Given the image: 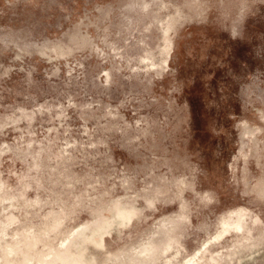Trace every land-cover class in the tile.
Returning <instances> with one entry per match:
<instances>
[{
	"label": "rangeland",
	"instance_id": "obj_1",
	"mask_svg": "<svg viewBox=\"0 0 264 264\" xmlns=\"http://www.w3.org/2000/svg\"><path fill=\"white\" fill-rule=\"evenodd\" d=\"M0 264H264V0H0Z\"/></svg>",
	"mask_w": 264,
	"mask_h": 264
}]
</instances>
